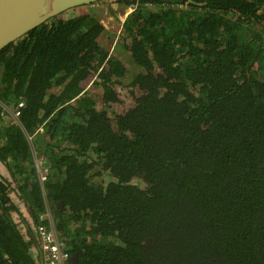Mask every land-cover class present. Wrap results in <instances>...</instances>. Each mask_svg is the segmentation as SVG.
<instances>
[{
	"label": "trees",
	"instance_id": "16d2710c",
	"mask_svg": "<svg viewBox=\"0 0 264 264\" xmlns=\"http://www.w3.org/2000/svg\"><path fill=\"white\" fill-rule=\"evenodd\" d=\"M118 3L0 50V264H40L27 135L79 264H264V0Z\"/></svg>",
	"mask_w": 264,
	"mask_h": 264
},
{
	"label": "water",
	"instance_id": "95a60500",
	"mask_svg": "<svg viewBox=\"0 0 264 264\" xmlns=\"http://www.w3.org/2000/svg\"><path fill=\"white\" fill-rule=\"evenodd\" d=\"M96 1L98 0H0V50L51 17ZM70 264H79L75 254L71 256Z\"/></svg>",
	"mask_w": 264,
	"mask_h": 264
},
{
	"label": "built area",
	"instance_id": "2783aa9c",
	"mask_svg": "<svg viewBox=\"0 0 264 264\" xmlns=\"http://www.w3.org/2000/svg\"><path fill=\"white\" fill-rule=\"evenodd\" d=\"M132 9H130V12ZM2 108L1 118L5 123L18 124V117L20 116L21 110L24 108V100L19 99L18 103L14 108L7 107L0 103ZM41 132V130H40ZM28 142L31 145L33 162L38 178V182L41 188V192L45 203V212L38 218V225L35 227L38 238L39 248V260L40 264H70V254L67 251L66 243L59 233L55 230L54 220L49 209L48 203L45 200L44 183L47 181V168L40 167L36 157L34 147L32 146V136H26Z\"/></svg>",
	"mask_w": 264,
	"mask_h": 264
},
{
	"label": "rangeland",
	"instance_id": "374dc122",
	"mask_svg": "<svg viewBox=\"0 0 264 264\" xmlns=\"http://www.w3.org/2000/svg\"><path fill=\"white\" fill-rule=\"evenodd\" d=\"M116 1L117 0H102L101 2L95 3V7H98L100 10H102V15L100 19H101V22L108 28V30H110L111 28L113 30H116V29L118 30V28L121 25V21L125 19L124 15H126V13L130 11L129 7L123 5L122 3H117ZM73 11L74 10H71L70 12H73ZM70 12H63L60 15L62 17L70 16ZM108 13H110L111 17L108 16L109 15ZM131 67L132 66L129 63L127 65V68L131 70L132 69Z\"/></svg>",
	"mask_w": 264,
	"mask_h": 264
},
{
	"label": "flooded vegetation",
	"instance_id": "af4514ba",
	"mask_svg": "<svg viewBox=\"0 0 264 264\" xmlns=\"http://www.w3.org/2000/svg\"><path fill=\"white\" fill-rule=\"evenodd\" d=\"M101 1H102V0H98V1H96V2H101ZM119 1H122V0H117L116 2L118 3ZM96 2H95V3H96ZM103 2H104V1H103ZM114 2H115V1H114ZM129 8L132 9V11H133V9H134V5L129 6ZM132 11H131V12H132ZM111 12H112V11H111ZM111 12H110V13H111ZM131 12L129 11L128 13H126V15H124V16H125V19H126V16L129 15ZM110 13H108L109 15L107 14L109 17H111V16H110ZM112 19H113V18H112ZM125 19H123V20L121 21V25H120V27L118 28V30H117V29L115 30V31H117V33H119V31H120V29H121V26H122V23L124 22ZM101 23H102V22H101ZM102 24H103V23H102ZM103 26L105 27L106 30H108V28H107L104 24H103ZM111 29H112V28H111ZM111 29H110V30H111ZM112 30H113V29H112ZM30 228H31V229L33 228V230H32V231L30 230V231L32 232L34 238H35V239L37 240V242H38V238H37L36 232H34L35 227H34V226H31ZM33 247H34V246H33ZM34 249H35V248H34ZM36 251H38L37 248H36ZM38 258H39V255H38Z\"/></svg>",
	"mask_w": 264,
	"mask_h": 264
}]
</instances>
